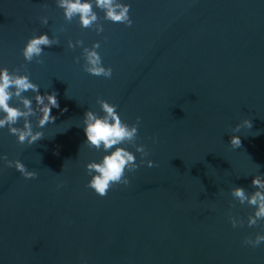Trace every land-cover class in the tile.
Here are the masks:
<instances>
[{
	"label": "water",
	"instance_id": "water-1",
	"mask_svg": "<svg viewBox=\"0 0 264 264\" xmlns=\"http://www.w3.org/2000/svg\"><path fill=\"white\" fill-rule=\"evenodd\" d=\"M123 2L132 24L95 9L98 33L66 20L55 0H0V65L55 91L60 105L42 129L29 118L43 133L32 145L0 129V154L36 172L25 179L0 161V264H264V242L242 243L264 220L248 226L251 207L230 195L264 177V0ZM41 32L56 43L25 61L20 49ZM93 41L110 78L83 70ZM97 98L129 124L140 118L135 143L153 161L104 196L86 186L84 168L102 154L83 144L82 116L101 114ZM245 118L252 127L233 132Z\"/></svg>",
	"mask_w": 264,
	"mask_h": 264
},
{
	"label": "clouds",
	"instance_id": "clouds-1",
	"mask_svg": "<svg viewBox=\"0 0 264 264\" xmlns=\"http://www.w3.org/2000/svg\"><path fill=\"white\" fill-rule=\"evenodd\" d=\"M55 2L66 20L76 17L82 28L95 25L98 33L103 31V26L97 23L98 16L95 9L103 12L105 20L119 22L125 26L132 24L129 16L130 5L123 0H55ZM40 21L47 23V17L41 16ZM54 43L56 40L50 38L47 33L33 34L25 40L20 53L25 61L30 62L40 57L43 51L42 46L48 47ZM81 43L79 40L75 42L76 45ZM74 46L69 40L68 47ZM99 46L98 41H93L91 47L83 48V70L91 75L110 78L112 68L103 65L101 56L96 51ZM29 90L33 93L31 97L23 94ZM13 97L17 98L18 104L10 103ZM97 103L101 114L91 109H86L83 113V144L102 154L98 160L86 162L84 168L89 177L86 186L97 195L104 196L114 184L129 183L126 172L134 171L140 164L152 167L153 161L144 159L148 155L145 145L135 143L140 118L137 117L136 122L129 124L121 119L115 104L99 98ZM59 107L55 91L41 93L39 86L33 83L26 73L19 70L11 72L7 67L0 65V129L7 127L8 133L15 136L18 144L32 145L43 137L41 131L33 130L30 117L36 116V127L42 129L46 124L55 121L56 117L51 114V110ZM61 111H66V108ZM18 122H22L20 126H16ZM241 126L250 129L252 124L249 119H242L235 125L233 132L239 130ZM228 144L234 149L238 148L241 145L240 136L231 135ZM126 145H131L135 153L140 154L139 162L136 161L133 151H130ZM0 161H3L7 167H13L25 179L36 176V172L26 169L19 159L9 160L5 154H0ZM251 185L253 186L251 192H246L238 185L230 189V195L237 202L247 204L252 209L246 220L248 226L256 225L258 221L264 220V177L253 176ZM228 220L233 227L243 223L231 214ZM262 242H264V232H257L253 237L245 236L242 241L243 244L251 247H256Z\"/></svg>",
	"mask_w": 264,
	"mask_h": 264
}]
</instances>
